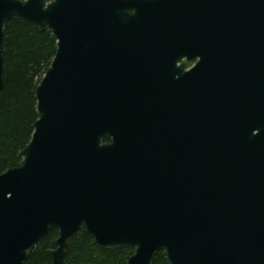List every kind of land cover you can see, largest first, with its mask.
<instances>
[{
  "label": "water",
  "instance_id": "obj_1",
  "mask_svg": "<svg viewBox=\"0 0 264 264\" xmlns=\"http://www.w3.org/2000/svg\"><path fill=\"white\" fill-rule=\"evenodd\" d=\"M11 19L57 51L0 174V264L52 228L67 264L82 226L127 264H264V0H0V93Z\"/></svg>",
  "mask_w": 264,
  "mask_h": 264
},
{
  "label": "trees",
  "instance_id": "obj_2",
  "mask_svg": "<svg viewBox=\"0 0 264 264\" xmlns=\"http://www.w3.org/2000/svg\"><path fill=\"white\" fill-rule=\"evenodd\" d=\"M4 89L0 93V174L23 163L22 149L32 138L39 117L36 89L57 51V39L50 29L21 19L4 24ZM111 141L107 134L102 142ZM59 229H50L21 264H52ZM135 247L115 250L100 247L84 226L67 238V264H127ZM153 264H167L163 250Z\"/></svg>",
  "mask_w": 264,
  "mask_h": 264
},
{
  "label": "flooded vegetation",
  "instance_id": "obj_3",
  "mask_svg": "<svg viewBox=\"0 0 264 264\" xmlns=\"http://www.w3.org/2000/svg\"><path fill=\"white\" fill-rule=\"evenodd\" d=\"M197 60H198V58L193 59V60H191V61H188L186 58H184V59L182 60V62H185V63H186V69H189V68H191L192 66L195 65V63L197 62ZM192 61H195V62H193V64H191Z\"/></svg>",
  "mask_w": 264,
  "mask_h": 264
},
{
  "label": "rangeland",
  "instance_id": "obj_4",
  "mask_svg": "<svg viewBox=\"0 0 264 264\" xmlns=\"http://www.w3.org/2000/svg\"><path fill=\"white\" fill-rule=\"evenodd\" d=\"M193 62H195V61H192V63H191V64H193Z\"/></svg>",
  "mask_w": 264,
  "mask_h": 264
}]
</instances>
